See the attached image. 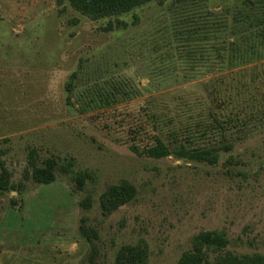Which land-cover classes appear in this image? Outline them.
<instances>
[{
	"label": "rangeland",
	"instance_id": "1",
	"mask_svg": "<svg viewBox=\"0 0 264 264\" xmlns=\"http://www.w3.org/2000/svg\"><path fill=\"white\" fill-rule=\"evenodd\" d=\"M242 1L95 20L69 0H0V264H114L140 242L148 264H176L207 230L226 232L222 253L264 256V47L232 67L228 51ZM158 135L170 154L150 152ZM49 161L56 179L37 182ZM123 180L136 197L104 215Z\"/></svg>",
	"mask_w": 264,
	"mask_h": 264
},
{
	"label": "trees",
	"instance_id": "2",
	"mask_svg": "<svg viewBox=\"0 0 264 264\" xmlns=\"http://www.w3.org/2000/svg\"><path fill=\"white\" fill-rule=\"evenodd\" d=\"M73 7L82 14L99 20L111 18L130 13L136 8L141 7L154 0H69ZM112 24L108 30L112 29ZM234 39L228 43L230 67L246 63L250 60L249 56L257 55L260 47H264V0H243L241 6L236 10L233 17V27L230 35ZM224 81V80H223ZM225 83V82H224ZM215 125L213 129L225 132V123L223 119L214 118ZM214 124V123H211ZM223 134V133H222ZM155 150L161 151V155L171 153L169 146L161 136H156ZM232 144L224 143L221 149L229 150ZM181 150H187L185 155L192 158L216 162L218 159L217 147L207 149H188L185 146ZM180 150V151H181ZM2 171L0 173V188L5 189L9 185V171L0 161ZM34 179L39 183H50L56 179V164L54 161L47 162L45 167H35ZM86 178L80 176L77 178L79 188H83ZM137 195V187L128 180H123L118 184L110 185L102 197V212L109 215L124 204L132 201ZM84 206H90V196L81 201ZM81 232L91 238L87 229L81 227ZM229 239L226 232L218 230L201 231L196 235L192 248L182 254L176 264H264V256L261 254L237 255L230 251L223 250L228 246ZM215 254V255H214ZM91 264H98L91 258ZM114 264H148V247L145 243L122 246L116 255Z\"/></svg>",
	"mask_w": 264,
	"mask_h": 264
}]
</instances>
